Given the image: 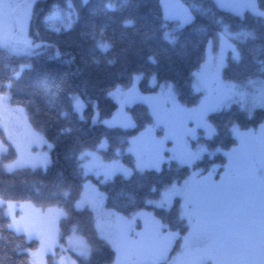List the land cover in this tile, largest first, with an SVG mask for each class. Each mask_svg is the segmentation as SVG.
<instances>
[{
  "label": "trees",
  "instance_id": "1",
  "mask_svg": "<svg viewBox=\"0 0 264 264\" xmlns=\"http://www.w3.org/2000/svg\"><path fill=\"white\" fill-rule=\"evenodd\" d=\"M159 1L70 0L72 8L69 9L68 0H34L29 37L33 43L47 47L24 55L0 44V92L8 95L10 104L24 107L31 124L52 144L51 162L46 168L22 167L8 171L3 162L12 160L15 150L0 127V139L8 144V152L0 158V198L30 201L42 208H63L65 214L59 219L61 241L65 242L76 230L85 237L91 250L87 258L73 253L76 264H108L116 255L96 229L92 209L75 207L85 178L78 159L80 152L85 148L96 149L105 160L121 157L125 164L133 166L134 158L125 148L130 137L153 120L148 104L137 101L127 106L133 125L102 123L117 108V102L109 95L113 89L129 86L133 75L142 73L139 82L142 91H153L158 83L171 82L183 104H195L199 92L193 87V74L206 57L208 37H214L221 29L217 20L227 24L231 32L245 29L255 33V38L231 39L240 59L237 61L228 54L224 78L246 86L251 85L247 84L249 80H264V18L250 10L237 14L218 6L217 0H182L194 15L193 21L182 27L178 22L163 20ZM109 3L115 5L113 10L106 8ZM54 5L59 6L62 14L74 13L70 27L45 20ZM260 7L264 11V5ZM125 20H131L132 24L126 26ZM164 31L177 37L175 44L163 39ZM100 39L111 45L106 52L96 47ZM149 56L156 63L150 62ZM153 75L156 83L151 85ZM7 83L11 84L10 88L4 87ZM69 93L78 94L85 102L83 119L75 114L67 120L58 118L61 109H68ZM93 113L98 115L96 122H93ZM209 120L215 130L213 136H199L207 142L209 151L194 166H202L203 173L215 162L219 174L224 164L221 150L238 142L239 137L231 129L235 125L239 133L255 135L264 122V105L247 107L232 102L210 113ZM64 127L71 131L62 133L60 129ZM104 138L106 146L98 148ZM245 170L236 167L233 177L242 180ZM190 173L189 165L169 160L160 170L134 169L127 177L116 173L99 186L105 193L106 205L113 210L130 215L137 210L152 209L165 227L181 235L187 233L189 224L180 211L179 197H174L169 207L146 201L157 199L165 185L183 182ZM8 224L5 207L0 205V264H30V256L19 248L35 249L38 241L8 229ZM47 259V264H58L52 254ZM216 264H221L220 255Z\"/></svg>",
  "mask_w": 264,
  "mask_h": 264
},
{
  "label": "rangeland",
  "instance_id": "2",
  "mask_svg": "<svg viewBox=\"0 0 264 264\" xmlns=\"http://www.w3.org/2000/svg\"><path fill=\"white\" fill-rule=\"evenodd\" d=\"M5 2L30 4L31 16L34 0H5ZM221 2L228 4L231 0H221ZM223 8H228L237 13L230 7ZM245 10L248 9H244L243 12ZM19 12H22V10H18V15ZM29 20L30 17L26 21L23 19L17 20L10 26V28L6 29L5 32L11 34L13 41L23 40L25 38L30 40L28 33ZM50 22L52 24L62 23L59 19L51 20ZM230 42L234 44L232 40ZM218 51L219 42L214 43L212 47L207 46L206 57L200 67L194 71V74L200 73L202 70L201 66L205 65L206 62L211 63L212 58L218 53ZM228 54L233 57L230 48L224 52L223 66L219 68L216 78L206 76L203 83H198L197 77L193 74V87L196 92H199V99L193 105L187 106L183 104L178 99L173 84L168 82L172 86L171 90L175 104L178 105L180 109L190 111H177L172 101L165 98L163 93L167 90L161 88V85L165 82L158 83V88L153 91L141 90L139 87L141 76L139 79L135 80L134 84L132 80L131 84L127 87L119 85L121 91H126L129 87H134L137 93V98L129 103L121 104L114 96H112L117 102V108L111 117H108L103 121H119L121 117H127L130 120L128 126L133 125L134 121L127 106L137 101H142L148 104L153 119L152 122L146 124L140 132L130 137L129 144L125 148V152L132 154L134 158L133 166L125 164L121 157L105 160L96 149L85 148L80 152V154L82 152L93 153L94 156L98 158L95 163L101 165V167H93L89 163L92 160V157H85L81 160V165H87L88 167L86 169L82 167L85 178L83 180L81 194L75 201V207L78 209L90 207L92 209L96 229L107 241L119 236L125 238L129 242H135L129 244L128 247V259L130 264H160V262L165 260V264H216L219 261L218 251L209 241H207L203 234L205 229L203 227L198 228L196 225V214L202 212L206 206V202L202 199L194 196L185 197L182 193H177L171 196L168 205L165 207H169L173 204L174 197H179L180 211L189 224L187 233L180 235L178 231L165 227L159 218L155 216L152 209H141L130 215H123L108 207L105 201V193L100 188L99 183L110 180L116 173H121L115 172V174L111 175L108 179H105L104 168L102 166L115 163L123 168L132 170V173L134 169H137V153H139L145 161H150L154 155L155 148L158 145L161 146L160 155L163 157V161L159 165V170L162 168L165 161H178V156L182 151L195 152L199 146H203L206 149V151H204L198 158L201 159L203 154L209 151V147L207 142L204 139L199 138V136L211 138L215 131L209 120L210 113L217 111L222 107H228L232 102H237L241 106L243 105L247 107L264 105V103H261L259 100L253 101L252 96L256 92V88L253 85L246 86V84H239L244 85V90L249 93L243 101L237 97H231L227 100L222 99L224 90L219 87L217 80L223 84H238L235 81L227 80L223 76V68L226 65ZM155 83L156 77L154 80L152 77L151 85H154ZM114 90L115 89L111 92ZM7 96L8 95L6 94V98L3 101H0V127L4 130L8 143L14 148L15 157L12 160L4 161V168L8 171L22 167L46 168L51 162L52 144L31 124L24 107L10 104ZM81 100L83 99L81 98ZM203 106H211L203 116L204 121H206L214 130L210 136L205 134V129L200 125L196 116V113H198ZM154 112L160 114L161 119L159 122H157ZM112 125L121 126L118 122H114ZM257 130L258 131L255 135H251L253 138L252 142H242V139L239 137L236 144L227 149L221 150L224 154V164L221 165L222 168L219 174L216 173L217 165L215 162L211 163L207 172L202 173V166H194L198 160L197 159L192 165L186 164L190 166L191 173L183 182H174L176 187L180 188L184 186L185 181H188V187L195 188L204 180V178L209 176V172H211L210 180L213 183L220 184L222 182V176L225 180L228 178V173L234 176L233 172H235L236 167L239 169H247L249 156L252 154V148L259 140V137L264 134V122L260 124ZM9 136H11V139H9ZM133 139H135L137 143L132 146L134 147V150H129L131 146L130 142ZM0 142H2L4 146L3 149L0 150L1 158L3 154L8 152V144L2 139H0ZM106 143L107 140L104 138L99 143L98 148H104ZM18 157L24 162L21 164H14L13 162H15ZM44 157L48 160L46 166H41L39 164H36L35 166L33 165V161H37ZM169 157L173 158L169 159ZM5 165H11V169L9 170ZM146 168L157 169L151 166L145 167L144 169ZM226 168L228 169V173H226ZM171 184L165 185L161 193ZM81 197H83L84 200L80 206L77 207V201L81 200ZM160 199L161 195L152 201H159ZM0 201L7 202L9 200L0 198ZM11 201H13L11 216H14L18 223L27 225L29 228V233H20H24L28 238L36 239L38 241V247L31 249L33 252H37V255L30 256V259L35 260L37 264H41V262L42 264H47V257L49 254H52V252L56 253L55 257L58 264H60L61 257H63V264H73V261L76 264V257L73 253L80 255L77 242L86 245L90 249L85 237L76 230H73L71 234L67 236L65 242L61 241L59 219L65 214L63 208L59 206L42 208L30 201ZM0 205L5 207V212L9 217L10 223L7 204L0 203ZM189 213H191L193 217L191 223ZM45 248H47V251H45ZM108 264H112V262Z\"/></svg>",
  "mask_w": 264,
  "mask_h": 264
},
{
  "label": "snow or ice",
  "instance_id": "3",
  "mask_svg": "<svg viewBox=\"0 0 264 264\" xmlns=\"http://www.w3.org/2000/svg\"><path fill=\"white\" fill-rule=\"evenodd\" d=\"M217 5L220 7H230L238 14L243 15V10L248 9L256 16L264 18V11L261 10L260 5H264V0H231L230 3H222L221 0H217ZM67 7L72 8L70 0H68ZM106 8L113 10L115 5L109 3ZM165 19L175 18L178 20L179 25L182 26L184 23L190 22L192 16L188 9L184 5H169L165 4ZM30 4H14L5 2V0H0V44L8 47L13 53L29 55L33 54L34 50L41 47H47L44 44L33 43L27 38L23 40L13 41L10 33H6L5 30L10 28L17 20L23 19L27 20L30 17ZM18 10L22 12L18 13ZM74 13L72 11L66 14L61 13L59 6L54 5L50 13L45 17L46 21L51 20H61L64 27H70L72 23V17ZM221 25V29L217 31L213 36L208 37L207 46L212 47L214 40L219 42V51L212 58L211 63H207L201 66V72L195 73L194 76L197 77L198 83H203L206 76H211L216 78L218 75L219 68L223 66V56L227 49L232 50L233 59L239 60L240 54L236 49V46L232 44L231 39L255 38V33L252 31H247L241 29L237 32L229 31V26L224 24L221 20L216 21ZM124 24H132L131 20H125ZM57 31L59 29H56ZM163 39L167 40L170 44H175L177 37L171 34L169 31H164ZM96 47L102 51L106 52L111 45L103 39L97 40ZM59 55V52H57ZM148 60L152 63H156L153 56H149ZM98 62V61H97ZM108 63H112L111 60ZM264 70V69H262ZM14 75L18 76L19 73ZM141 74H136L133 76V84L135 80L139 79ZM155 76L153 75V80ZM220 88L224 90V95L222 99L227 100L231 97H237L243 101L249 93L246 92L244 85L239 84H223L217 80ZM247 84H251L256 88L255 94H253V101L259 100L264 103V80L260 81H247ZM6 88H10L11 84L7 83L4 85ZM162 89H166L164 96L166 99L172 101L174 107L177 111H190L180 109L178 105L175 104L174 96L172 93V86L170 83L165 82L161 85ZM109 95L114 96L121 104L129 103L137 98V93L134 87H129L126 91H121L120 87L117 86L113 92ZM55 96V94H53ZM6 98V94L0 92V101ZM70 103L68 109H61L58 112V118L67 120L72 114H75L78 119H83V110L85 107V102L81 100L80 96L75 93H69ZM243 106V105H242ZM211 106H203L196 113L197 119L200 125L204 127L205 134L211 135L213 133L212 127L203 119L204 113L209 110ZM195 111V110H191ZM157 118V122L160 121L161 116L158 112H154ZM93 122H96L98 115L93 113ZM102 123L112 126L114 122H118L121 126L127 127L130 124V120L127 117H121L119 121H101ZM232 132L242 139V142H252L253 138L250 133H239L236 126L234 125L231 129ZM62 133L70 132L71 128H61ZM11 139V136H9ZM260 151L259 153H252L249 156L247 170L244 178L238 180L228 173L226 168V173H228V178L222 176V182L220 184L213 183L210 180L211 172L209 176L204 178L203 181L195 188H189L188 181H185L184 186L177 188L175 183L168 186L162 193L161 199L159 201H146V203H154L158 207H165L168 205L172 195L177 193H182L185 197L194 196L202 199L206 202L202 212H199L195 216L196 225L198 228L203 227L204 236L207 241L210 242L212 246L217 248L219 255L221 256V264H264V135L259 137ZM137 141L133 139L130 142V149L134 150V145ZM3 143L0 142V150L3 149ZM206 151L203 146H199L197 151H182L178 156L179 163L192 165L200 155ZM119 152V150H117ZM161 146H157L154 151V155L150 161H145L142 156L137 153L136 168L143 170L145 167L151 166L159 170V165L163 161V157L160 155ZM85 157H92L89 162L93 167H101L97 165L95 161L98 159L90 152H82L78 159L83 160ZM173 157H169L172 159ZM22 161L19 157L13 162L14 164H21ZM35 166L39 164L41 166H46L48 160L46 157L32 162ZM9 170L11 165H5ZM85 169L87 165H81ZM104 168L105 179H108L115 172H121L124 176H130V169L123 168L115 163L107 166H102ZM86 174V173H85ZM98 174V173H97ZM87 186V185H86ZM156 191L155 188L151 189ZM94 192V190H93ZM67 195V193H65ZM98 195V194H96ZM84 198L77 201L76 206L79 207L83 202ZM0 203H6L9 209L10 223L7 225L8 229L13 230L17 233L25 232L29 233V228L27 225L18 223L14 216H11V209L13 207V201L9 200L7 202L0 201ZM192 214L189 213L190 223L192 221ZM108 243L116 251V259L112 264H130L128 259V247L129 244L135 242H129L125 238L117 237L114 239H109ZM78 244L79 253L81 256L87 258L90 255V249L83 244ZM19 248V246H17ZM50 247V246H49ZM19 251L29 255L35 256L37 252L32 250H27L19 248ZM39 251V250H37ZM47 251V248H45ZM52 256L55 257L56 253L52 252ZM30 264H37L35 260H31ZM42 264V262H41ZM60 264H63V257L60 258ZM73 264L75 262L73 261Z\"/></svg>",
  "mask_w": 264,
  "mask_h": 264
},
{
  "label": "water",
  "instance_id": "4",
  "mask_svg": "<svg viewBox=\"0 0 264 264\" xmlns=\"http://www.w3.org/2000/svg\"><path fill=\"white\" fill-rule=\"evenodd\" d=\"M166 3L169 4V5H184V6L188 9V11L190 12V14H191V16H192V20H191L190 22L184 23V24L182 25V27H185V26L189 25V24L193 21V19H194V15H193L191 9H190L189 6H188L187 4H185L182 0H160V1H159L163 20H165V21H167V22H178V20H176L175 18H170V19H167V20L165 19V8H164V5H165ZM178 23H179V22H178ZM263 135H264V134H263ZM259 151H260V145H259V142H257V143L254 145L253 149H252V153H259Z\"/></svg>",
  "mask_w": 264,
  "mask_h": 264
},
{
  "label": "flooded vegetation",
  "instance_id": "5",
  "mask_svg": "<svg viewBox=\"0 0 264 264\" xmlns=\"http://www.w3.org/2000/svg\"><path fill=\"white\" fill-rule=\"evenodd\" d=\"M204 264V263H203Z\"/></svg>",
  "mask_w": 264,
  "mask_h": 264
}]
</instances>
